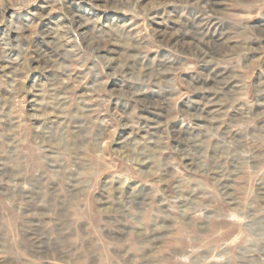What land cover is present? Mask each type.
<instances>
[{
    "label": "rangeland",
    "instance_id": "374dc122",
    "mask_svg": "<svg viewBox=\"0 0 264 264\" xmlns=\"http://www.w3.org/2000/svg\"><path fill=\"white\" fill-rule=\"evenodd\" d=\"M0 264H264V0H0Z\"/></svg>",
    "mask_w": 264,
    "mask_h": 264
}]
</instances>
